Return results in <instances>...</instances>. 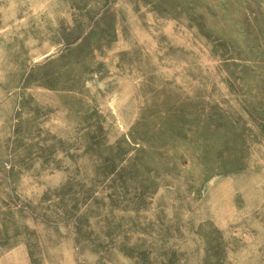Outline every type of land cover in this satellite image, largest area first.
<instances>
[{
	"label": "rangeland",
	"instance_id": "rangeland-1",
	"mask_svg": "<svg viewBox=\"0 0 264 264\" xmlns=\"http://www.w3.org/2000/svg\"><path fill=\"white\" fill-rule=\"evenodd\" d=\"M0 264H264V0H0Z\"/></svg>",
	"mask_w": 264,
	"mask_h": 264
}]
</instances>
